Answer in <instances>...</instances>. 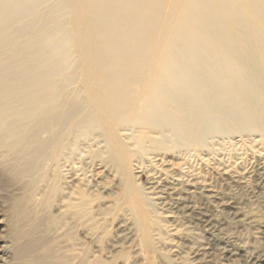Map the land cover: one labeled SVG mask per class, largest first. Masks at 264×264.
Listing matches in <instances>:
<instances>
[{"label": "bare ground", "instance_id": "obj_1", "mask_svg": "<svg viewBox=\"0 0 264 264\" xmlns=\"http://www.w3.org/2000/svg\"><path fill=\"white\" fill-rule=\"evenodd\" d=\"M70 53L80 68L67 73ZM261 56L264 0H0V150L19 159L20 178L42 155H64L77 130L97 126L141 125L182 138L184 130L221 129L227 114L264 131ZM81 93L83 103L75 100ZM77 194L70 206L85 200ZM197 195L176 193L174 220L214 234L239 217L216 192Z\"/></svg>", "mask_w": 264, "mask_h": 264}, {"label": "rangeland", "instance_id": "obj_2", "mask_svg": "<svg viewBox=\"0 0 264 264\" xmlns=\"http://www.w3.org/2000/svg\"><path fill=\"white\" fill-rule=\"evenodd\" d=\"M69 56L67 73L80 68ZM71 80L68 90L78 74ZM243 121L223 114L221 129L184 130L182 138L118 123L77 130L64 155H42L20 178L19 159L0 150V264H264V131ZM186 188L216 192L239 217L214 234L174 220L171 200ZM80 189L85 200L70 206ZM176 240L178 252L169 249Z\"/></svg>", "mask_w": 264, "mask_h": 264}]
</instances>
